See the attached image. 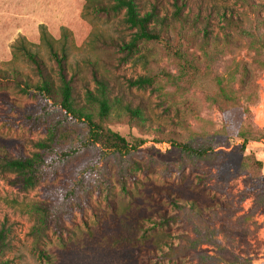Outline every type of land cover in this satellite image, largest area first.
I'll return each instance as SVG.
<instances>
[{"label": "rangeland", "instance_id": "obj_1", "mask_svg": "<svg viewBox=\"0 0 264 264\" xmlns=\"http://www.w3.org/2000/svg\"><path fill=\"white\" fill-rule=\"evenodd\" d=\"M203 1V11L194 5L184 12V23L162 12L173 24L168 45L142 43L120 63L123 53L93 40L129 42L135 30L125 12L96 15L85 0H0V68L38 80L14 48L24 38L55 71L41 42L44 25L56 48L67 42L72 65L97 62L116 94L140 104L146 118L115 109L106 127L142 145L129 154L105 150L58 105L43 102L40 112L43 100L0 83V149L45 158L30 187L0 165V231L7 236L0 264H264V9ZM140 77L153 84L129 87ZM224 87L234 100L224 98ZM181 144L209 156L187 154ZM43 205L58 225L53 219L36 244L31 230Z\"/></svg>", "mask_w": 264, "mask_h": 264}, {"label": "trees", "instance_id": "obj_2", "mask_svg": "<svg viewBox=\"0 0 264 264\" xmlns=\"http://www.w3.org/2000/svg\"><path fill=\"white\" fill-rule=\"evenodd\" d=\"M85 0L86 10L92 11L96 15L110 17L112 15L125 12V22L129 27L135 30L129 42H118L115 39H108L97 36L93 43L100 42L108 48H116L123 53L120 63L127 62L132 59L139 51L142 43L159 42L168 45L169 38L167 31L173 28L171 18L163 15L162 12H173V19L177 23H184L188 20V15L184 12H192L193 6H197L199 11L204 10L205 2L203 0ZM251 3L250 6L264 9V2L258 3V0H243ZM228 23H234L233 19L225 18ZM241 35L251 38L252 42L259 43V37L254 33L248 32L241 26ZM41 42L45 45L50 56L56 64L55 71L47 65L42 56L27 46L24 38L14 48L20 51L25 59L33 66L38 80L34 82L29 76L22 73L21 70L13 68L4 70L0 68V83L13 84L16 88L25 94H33L37 96L41 102L40 112L45 111L46 103L58 105L67 114L76 120L81 121L89 127L88 139L94 145L101 146L105 150H114L119 153L129 154L138 149L142 142L130 143L126 138L117 132L106 127V122L110 114L115 109H121L132 120L143 121L144 109L139 105H132L129 99H125V93L120 91V95L116 94L115 87L111 83V79L100 72L97 62H86V68L76 64L72 65L69 61V48L67 42L62 47L56 48L57 41L48 32L46 26L41 25ZM64 39L68 41L69 31L64 29ZM229 43V39L225 40ZM208 46V44H207ZM181 52V50H179ZM185 64L193 72L195 64L189 59L182 57ZM248 73V70L245 69ZM129 87L145 88L151 86L153 81L149 77H140L136 80H129ZM91 84L94 87H91ZM222 93L226 100H234L228 93V87L222 88ZM248 112L247 109H244ZM226 114V112L224 111ZM156 132L161 133L158 129ZM54 134V133H53ZM244 145L248 141L244 138ZM165 142L160 140L159 143ZM44 150L50 151V144L42 146ZM183 151L187 154L195 155L200 158H206L209 153L206 149L195 148L191 144H181ZM45 161L44 155H38L35 158L24 156L21 153L18 157H14L7 151L0 149V165L2 168L14 171L23 177L22 181L28 187L35 185L38 172L42 163ZM173 203L177 205L175 200ZM182 209L181 206H177ZM41 216L37 219L31 232L36 244L46 235V230L51 226L53 219L58 225L57 216L54 211L46 205L39 206ZM167 222L169 218L163 217ZM5 230L0 231V253L7 248ZM37 249L40 252L39 246Z\"/></svg>", "mask_w": 264, "mask_h": 264}]
</instances>
